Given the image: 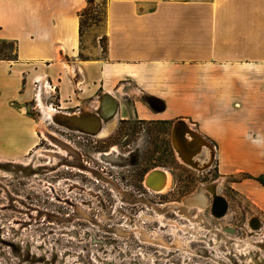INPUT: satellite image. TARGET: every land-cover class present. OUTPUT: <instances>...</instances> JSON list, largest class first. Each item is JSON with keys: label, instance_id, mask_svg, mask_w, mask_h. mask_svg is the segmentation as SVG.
Listing matches in <instances>:
<instances>
[{"label": "crops", "instance_id": "crops-1", "mask_svg": "<svg viewBox=\"0 0 264 264\" xmlns=\"http://www.w3.org/2000/svg\"><path fill=\"white\" fill-rule=\"evenodd\" d=\"M86 6L0 0V41L16 44L0 58V150L38 147L33 103L46 120L50 108L76 113L102 138L121 121L181 118L217 149L223 180L258 176L232 187L264 213V0H107V48L94 58L81 57ZM100 107L103 127L78 115Z\"/></svg>", "mask_w": 264, "mask_h": 264}, {"label": "rangeland", "instance_id": "rangeland-1", "mask_svg": "<svg viewBox=\"0 0 264 264\" xmlns=\"http://www.w3.org/2000/svg\"><path fill=\"white\" fill-rule=\"evenodd\" d=\"M106 5L107 0H87L80 13L83 58L105 56ZM15 50L14 42L0 41V58L14 57ZM34 104L28 110L39 133L38 147L0 150V264H238L228 259L232 254L241 264H251V258L264 264V250L255 244L264 239V213L238 185L232 187L233 181L258 176L240 172L223 180L217 149L210 147L205 168L186 164L175 146L182 123L173 143L174 123L164 121H122L110 136L98 138L46 120ZM89 147L105 150H85ZM114 151L113 156L102 155ZM156 167L172 174L166 193L145 188V177ZM213 181L217 184L202 193L201 201L207 203L204 210L211 206L213 212L212 190L227 198L230 212L222 225L233 224L243 232L249 217L263 222L258 231L251 227L254 236L246 239V247L237 241L235 253L228 241L229 251L215 244L203 229H212L203 215L189 218L199 224L187 223L190 229L181 231L185 221L168 204L182 202ZM197 210L187 209L192 214Z\"/></svg>", "mask_w": 264, "mask_h": 264}, {"label": "bare ground", "instance_id": "bare-ground-1", "mask_svg": "<svg viewBox=\"0 0 264 264\" xmlns=\"http://www.w3.org/2000/svg\"><path fill=\"white\" fill-rule=\"evenodd\" d=\"M50 111H51V115L52 114H60V116L63 115L62 113L56 111L54 108H50ZM113 128H114V123L108 126V129L103 133L105 134L104 136H107L113 130ZM192 128L189 126L187 122L185 123V125L183 124L182 128L179 130V139L178 141L177 140L175 141L176 150L179 154V157H181V159L183 161H186L189 165L198 169L205 168L206 165L208 164L206 160L207 157L205 158L203 157L206 155V151H208L209 146L203 143L204 141L203 138H200L191 131ZM211 150L213 149L211 148ZM114 154L115 151L111 153H104L103 157L106 156L104 158H107V156L108 157L113 156ZM172 183H173V177L171 172H169L167 169H164L162 167H156L153 168L151 171H149L147 176L145 177V182H144L146 187L150 191L156 194L166 193L170 189ZM215 184L217 183H214V185L203 184L200 190H198L193 195L186 197L182 202H172L168 204L171 208H173L177 212L179 216H181L182 218H190V219H194V218L190 217L187 209L197 206L199 207L198 216L199 218H202V212L207 205V203H202L201 201L202 193L210 186H212L213 188ZM212 191L216 198L213 204V211H215L216 215L222 216V214L226 213L227 210L226 199L222 195L216 194L215 189H213ZM255 244L261 250H264V239L258 241ZM251 264H260V263L255 258H251Z\"/></svg>", "mask_w": 264, "mask_h": 264}, {"label": "flooded vegetation", "instance_id": "flooded-vegetation-1", "mask_svg": "<svg viewBox=\"0 0 264 264\" xmlns=\"http://www.w3.org/2000/svg\"><path fill=\"white\" fill-rule=\"evenodd\" d=\"M98 109V108H97ZM108 109V108H107ZM104 110L102 107H100L98 110H96V111H92V112H89V114L88 113H86V111L85 110H82V111H80L79 113H78V115H80V116H82V118H84V119H93V120H95L94 119V117L93 116H98V117H100L99 115H98V113L100 112L103 116H107V115H109L110 114V110L108 109V110ZM111 112L113 113V111L111 110ZM66 114H68V113H66ZM70 115H74V114H76V113H73V114H71V113H69ZM122 122V121H121ZM120 122V123H121ZM105 125V123H104V120H102V127ZM85 132H88L87 134L88 135H90V136H96V137H98V138H102V137H100L99 135H98V132H96V131H85ZM114 133V132H113ZM172 133V132H171ZM171 140H172V136H171ZM105 150L104 148H86L85 150ZM105 153V152H104ZM103 153V154H104ZM207 153H208V151H206V155H207ZM102 154V155H103ZM204 156L203 158H205V157H207V156ZM212 163H213V160H212ZM211 183H216V181H213V182H211ZM211 183H203V184H211ZM176 185V184H175ZM174 185V186H175ZM145 186V185H144ZM218 185H217V192L219 193V191H218ZM145 188L147 189V190H149L146 186H145ZM220 194V193H219ZM223 196V195H222ZM226 200H227V198L225 197V196H223ZM209 198L211 199V201H212V199H213V196H212V194L210 193V196H209ZM172 201V200H171ZM173 201H176V200H173ZM168 202H170V200H168V201H166V203H168ZM227 202H228V200H227ZM208 210V211H207ZM173 212V214H175L176 216H177V218H179L180 220H184L185 221V223H182V225H185V227H186V229H184L183 230V228H181V231H185V232H187V230H189L190 229V227H189V225L187 224V223H190V224H196V225H198L199 223H194V222H192L189 218H182L181 216H178L174 211H172ZM196 213H190V211L188 212L189 213V215L192 217V218H196L197 216H198V210L197 211H195ZM214 212V213H213ZM212 212V210H211V206H209L206 210H204L203 212H202V215L204 216V218H205V220H206V222L209 224V225H211L212 226V229H209V228H207V227H203V229L206 231V232H209V233H211L213 236H214V240H215V244L217 245H220V246H223V247H225V249L226 250H228V246H227V241L229 242V244H230V246L232 247V250H233V253H235L234 251L235 250H237V241H239V244L241 245V246H243V247H246L247 246V244H246V239H249V238H252L254 235L251 233L252 232V229H251V227L253 228V229H257V231L258 230H260L261 228H262V226H263V222H262V220L258 217V216H252V217H249L248 219H247V222L245 223V225L242 227V229H243V232H241L240 231V229H238L236 226H234L233 224H226V222L222 225L221 224V221H223V220H225V219H227L228 218V215H229V212H230V207H229V204H227V211H226V213H224V214H222V216H220V215H216V213H215V211H213ZM208 216V217H207ZM169 220H175V219H172V218H168ZM176 221V220H175ZM217 223V224H219V227L217 226V225H214L213 223ZM168 224H170V222L168 221ZM181 224V223H180ZM251 224V225H250ZM201 225V224H200ZM258 226V227H257ZM225 232H224V231ZM256 231V232H257ZM241 233H243V234H245L243 237H238ZM172 234V233H171ZM256 234H258V232L256 233ZM173 235V234H172ZM222 236H225V238L224 237H222ZM174 239H175V236H174ZM197 240V239H196ZM201 240V239H200ZM229 251V250H228ZM256 255H258V253H256ZM231 262H233V259H235L236 261H237V263L238 264H241V261H240V259L238 258V256H236L235 254H232V256H231V258H228ZM234 260V261H235Z\"/></svg>", "mask_w": 264, "mask_h": 264}, {"label": "water", "instance_id": "water-1", "mask_svg": "<svg viewBox=\"0 0 264 264\" xmlns=\"http://www.w3.org/2000/svg\"><path fill=\"white\" fill-rule=\"evenodd\" d=\"M156 107L158 108V109H162V104L160 103V102H158V103H156ZM113 106H114V108H113V112H115L116 111V109H117V105H115V103H113ZM66 114V113H65ZM65 114H63V115H58L57 114V118H55V122L56 123H58L59 125H62V126H64V127H67V128H71V129H75V128H79L80 130H83V131H87L86 130V128H84V126H82V125H80L79 123H74L73 121L74 120H76V119H79V117H74V116H67V115H65ZM109 116H107V118H108ZM82 121H84V119L82 118L81 119ZM98 121L99 122V126L101 127V125H102V120H101V118L100 117H98V116H95V121ZM180 123H183L184 125H185V123H186V121L184 120V119H181V118H179V119H177L176 121H174V124H173V127H172V133H171V136H172V143H173V141H174V135L176 134V129H177V127L179 126V124ZM91 131H96V130H91ZM191 131L193 132V133H195L197 136H199L200 138H203V139H205L197 130H195L194 128H192L191 129ZM207 144V146H209L210 148H212V145L211 144H209L208 142H206ZM213 149V148H212ZM213 157H214V155H213ZM186 164H188L186 161H184ZM210 164H211V162H210ZM210 164L208 165V167L210 166ZM207 167V168H208ZM206 168V169H207ZM200 170H202V169H200Z\"/></svg>", "mask_w": 264, "mask_h": 264}, {"label": "trees", "instance_id": "trees-1", "mask_svg": "<svg viewBox=\"0 0 264 264\" xmlns=\"http://www.w3.org/2000/svg\"><path fill=\"white\" fill-rule=\"evenodd\" d=\"M80 31H81V35H82V27L80 28ZM6 58H11V57H6Z\"/></svg>", "mask_w": 264, "mask_h": 264}]
</instances>
